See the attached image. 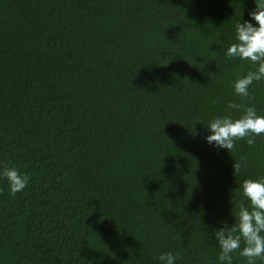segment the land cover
<instances>
[{"label":"trees","instance_id":"trees-1","mask_svg":"<svg viewBox=\"0 0 264 264\" xmlns=\"http://www.w3.org/2000/svg\"><path fill=\"white\" fill-rule=\"evenodd\" d=\"M254 8L0 0V167L31 177L16 194L0 179V264H216L214 230L264 177V135L205 142L210 120L242 114L229 102L264 115V81L233 88L256 65L225 55Z\"/></svg>","mask_w":264,"mask_h":264},{"label":"clouds","instance_id":"clouds-1","mask_svg":"<svg viewBox=\"0 0 264 264\" xmlns=\"http://www.w3.org/2000/svg\"><path fill=\"white\" fill-rule=\"evenodd\" d=\"M248 15V20H242L236 26L238 42L231 44L225 52L229 58L256 65L255 71H249L234 82V93L242 98H250V86L254 82L264 81V0H255V8ZM228 108L242 110V114L238 118L224 115L210 120L205 136L209 146L231 152L236 141L246 140L252 145L257 137L264 135V115L259 114L254 106L242 107L229 102ZM233 170V174L239 173L241 164L235 162ZM0 179H5L10 192L16 194L29 185L31 177L15 167L4 166L0 167ZM240 187L251 207L241 203L234 223L222 221L221 227L214 230L219 246L216 264H233V253L236 252L246 258L247 264L264 260V177L245 179ZM179 258V254L171 252L161 253L157 257L160 264H177Z\"/></svg>","mask_w":264,"mask_h":264}]
</instances>
